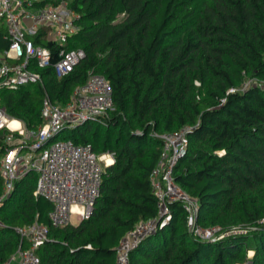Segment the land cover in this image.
Returning <instances> with one entry per match:
<instances>
[{
    "label": "trees",
    "instance_id": "1",
    "mask_svg": "<svg viewBox=\"0 0 264 264\" xmlns=\"http://www.w3.org/2000/svg\"><path fill=\"white\" fill-rule=\"evenodd\" d=\"M69 2L80 15V31L68 48L82 49L85 59L63 79L48 68L40 71L43 83L1 91L0 106L37 128L46 96L66 103L90 75L104 76L114 110L56 140L113 153L115 163L105 169L92 216L64 229L52 228L51 203L35 196L38 175L17 181L0 204V264L21 247L16 228L36 221L49 226L50 240L37 250L41 264H116L120 241L158 214L151 175L163 143L153 135L187 126L195 129L175 179L198 199V223L221 227L224 237L196 240L184 207L174 203L172 221L131 252L130 264H264V87L242 90L250 79L264 81V0ZM38 43L55 63V45ZM9 46L0 24V53ZM6 134L0 130V159Z\"/></svg>",
    "mask_w": 264,
    "mask_h": 264
},
{
    "label": "built area",
    "instance_id": "2",
    "mask_svg": "<svg viewBox=\"0 0 264 264\" xmlns=\"http://www.w3.org/2000/svg\"><path fill=\"white\" fill-rule=\"evenodd\" d=\"M36 1L0 0V24L10 42L9 48L0 53V99L3 90L16 91L30 84L43 83L41 70L53 68L57 78L63 79L86 57L82 49L68 48L71 39L80 31L77 23L80 15L71 8L69 0L40 7L34 6ZM42 40L57 48L55 63L52 51L38 43ZM252 86L262 88L264 81L250 79L242 90ZM113 110L112 87L104 76L95 74L77 87L66 103H54L46 96L42 107L43 124L37 128H27L22 120L10 117L0 106V130L7 131L0 159L4 179L0 204L12 194L17 181L35 172L38 175L35 196L51 203L49 221L53 229L71 226L73 216L79 223L88 220L101 195L105 169L115 163L114 154H97L91 145H79L71 139L56 140V137L88 122H102ZM194 129L187 126L175 132L153 135L163 143L160 159L151 175L158 214L138 224L120 241L116 264H130L131 252L172 221L171 205L174 203L184 207L189 232L196 240L213 242L224 237L221 227H205L198 223V199L175 179V168L188 152L189 135ZM0 228H5L1 221ZM16 233L21 237V247L4 264H41L37 250L50 240L49 226L36 221L30 226L16 228ZM23 243L25 247L22 248Z\"/></svg>",
    "mask_w": 264,
    "mask_h": 264
},
{
    "label": "rangeland",
    "instance_id": "3",
    "mask_svg": "<svg viewBox=\"0 0 264 264\" xmlns=\"http://www.w3.org/2000/svg\"><path fill=\"white\" fill-rule=\"evenodd\" d=\"M38 1H41V0H38ZM103 165H105V164L103 163ZM71 222H72V225H74V226L79 224V221L77 220V218L75 216L71 217ZM253 256H254V252L249 251L248 257L251 259V258H253Z\"/></svg>",
    "mask_w": 264,
    "mask_h": 264
},
{
    "label": "crops",
    "instance_id": "4",
    "mask_svg": "<svg viewBox=\"0 0 264 264\" xmlns=\"http://www.w3.org/2000/svg\"><path fill=\"white\" fill-rule=\"evenodd\" d=\"M74 226V225H73Z\"/></svg>",
    "mask_w": 264,
    "mask_h": 264
}]
</instances>
